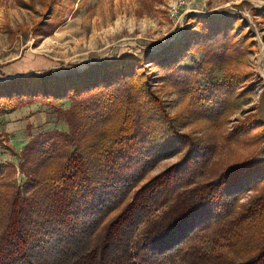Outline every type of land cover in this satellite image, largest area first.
<instances>
[{"label":"trees","instance_id":"16d2710c","mask_svg":"<svg viewBox=\"0 0 264 264\" xmlns=\"http://www.w3.org/2000/svg\"><path fill=\"white\" fill-rule=\"evenodd\" d=\"M63 1L50 0L46 14ZM252 10L264 23V9ZM190 20L164 54H124L77 76L36 72L0 81V113L41 102L69 128L44 131L16 154L26 171L22 186L12 179L14 166L0 164V264H264V159L250 157L204 180L217 140L182 132L159 92L165 84L188 86L204 119L218 121L228 114L226 102L246 92L250 75L230 69L202 90L197 80L219 57L234 59V67L257 42L238 15L195 13ZM45 26L33 32L51 36ZM201 43L204 61L180 66L182 54ZM259 121H241L229 139ZM249 189L256 194L234 202Z\"/></svg>","mask_w":264,"mask_h":264},{"label":"rangeland","instance_id":"374dc122","mask_svg":"<svg viewBox=\"0 0 264 264\" xmlns=\"http://www.w3.org/2000/svg\"><path fill=\"white\" fill-rule=\"evenodd\" d=\"M174 1L64 0L59 9L62 10L48 16L46 12L50 0H0V81L36 72L51 76H77L89 66H100L104 61L116 60L124 54L134 53L143 57L148 52H169L170 43L195 22L188 21V15L193 13L172 19L168 9ZM202 1L206 4L198 7L205 17L212 19L238 15L241 21L247 20L245 31L252 30L253 39L257 42L256 51H250L241 60L235 61L234 67H229L234 59L219 57L206 74L199 76L197 84L202 90L222 80L230 69L250 75L246 92H238L226 102L228 114L222 113L214 123L204 119L203 108H195L188 86L173 83L159 86L165 106L182 132H190L197 139L217 140L215 152L207 163L203 177L204 180H210L234 163L253 156L264 159V23L258 22L260 18L254 16L252 10L264 9V0ZM45 22L47 26L43 31L52 32L51 36L33 32L37 24ZM206 51L207 48L201 43L183 53L179 65L197 67L204 61ZM178 75L179 79L183 76L182 73ZM172 77L175 81L178 79L176 74H172ZM32 105L33 111H30L32 114L29 116H35L32 121H26L24 117L15 118L11 121L13 128L9 133L5 125L0 124V146L9 150L13 159L6 165L14 166L12 179L21 186L27 177L26 171L21 168L22 161L16 154H21L26 144L44 131H69L65 118L58 112L41 102ZM62 106L68 109L70 101H62ZM256 117L262 124L260 127L229 139L228 136L238 123ZM180 159L179 154L161 161L142 182ZM136 188L126 191L128 193L122 204L131 199ZM254 194V189L238 193L234 196V202H245ZM119 210L112 211L107 219ZM238 256L237 252L232 254V257ZM157 264L168 262L164 260Z\"/></svg>","mask_w":264,"mask_h":264},{"label":"crops","instance_id":"0c3cea01","mask_svg":"<svg viewBox=\"0 0 264 264\" xmlns=\"http://www.w3.org/2000/svg\"><path fill=\"white\" fill-rule=\"evenodd\" d=\"M1 82H5V81L2 80ZM31 107H34V105L22 107L20 110H8V109H6L5 113H0V124H3V126L5 125V130L9 133L13 128L11 121L14 120L15 118L24 117L26 121H29V120L32 121V119L35 116L29 117L32 114V113H30V111H33V108H31ZM19 128H21V127H19ZM3 137H5V136H3ZM8 137H9V135H8ZM10 142L12 143V141H10ZM14 142L16 143L17 141H14ZM19 148H21V147H19ZM8 151L9 150H7V149L4 150L0 146V164H2V163L6 164L7 162L13 161V159L11 158V155Z\"/></svg>","mask_w":264,"mask_h":264},{"label":"built area","instance_id":"2783aa9c","mask_svg":"<svg viewBox=\"0 0 264 264\" xmlns=\"http://www.w3.org/2000/svg\"><path fill=\"white\" fill-rule=\"evenodd\" d=\"M206 4L202 0H175L169 7L168 13L172 19H179L187 13L202 15V9L198 6Z\"/></svg>","mask_w":264,"mask_h":264}]
</instances>
